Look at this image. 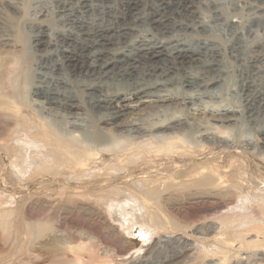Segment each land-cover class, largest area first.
I'll return each instance as SVG.
<instances>
[{
  "label": "bare ground",
  "instance_id": "bare-ground-1",
  "mask_svg": "<svg viewBox=\"0 0 264 264\" xmlns=\"http://www.w3.org/2000/svg\"><path fill=\"white\" fill-rule=\"evenodd\" d=\"M52 1L54 10L25 20L28 80L13 57L18 19L0 16V202L14 200L0 203V264L37 261L34 239L48 226L66 243L47 252L51 264H195L193 251L200 264H224L248 242L264 261V41L244 39L243 23L223 11L226 0ZM196 7L221 18L226 41L162 42L171 29L200 34ZM50 15L63 27L46 24ZM143 23L163 39L109 51ZM213 89L236 100L213 123L188 127L196 101L216 103ZM152 97L182 108L122 122L131 103ZM200 213H211L214 235L192 243L176 235L198 233ZM136 227L173 246L136 259L124 236Z\"/></svg>",
  "mask_w": 264,
  "mask_h": 264
},
{
  "label": "rangeland",
  "instance_id": "rangeland-1",
  "mask_svg": "<svg viewBox=\"0 0 264 264\" xmlns=\"http://www.w3.org/2000/svg\"><path fill=\"white\" fill-rule=\"evenodd\" d=\"M90 4L96 5V6H100V5L101 6H103V5L104 6L105 5L106 6H113L114 3H109V2L103 3V2H99V1L94 0L93 2H90ZM54 9H55L54 1H52V0H0V16L4 17V15H8V17H10L11 19H15V18L18 19V21L13 20V23H15L17 25V26L13 25V29H15V30L17 29L16 34H15V31L13 30V35H15V37L19 36V38H21V40L18 42L19 47L16 48V50H19V52L13 53V57L15 58V57L19 56L18 57L19 64L21 66H23L24 72H26L24 79L28 80V79L32 78L31 77V76H33L32 75L33 74L32 73V71H33L32 64H33V60H34V58L31 56V54L29 53V50H28V47H29V45H28V43H29L28 34L29 33H28L27 28H26L27 26L25 24V20L27 18H31V19H33L34 17H35V19L39 18L40 15L42 14V12L50 11V10L52 11ZM35 11L40 12V13L37 14ZM223 11L226 12V14H225L226 16H234L235 17L234 20H239L243 23L242 32L244 34L245 40H249L250 36H255L258 40L264 41V0H228V1L226 0L224 2V5H223ZM193 15H195V20H197L199 22L203 21L202 23H204L202 25V29L200 30V34L199 35L197 34V36H195L194 34H192V35H194V36H192L188 33H186V35L184 36L183 33L178 32L175 29H171V31H170L171 33L168 35L169 38L163 39V36H161V35L157 36L156 34H154V31L151 30V28L149 27V25L147 23H143L140 25L135 24L133 27H134L136 32L127 39L125 44L120 45V46H114V47L110 48L109 51L115 52L116 50H119V49L131 50V48L135 46V44L138 40H144L145 43H148L150 41L156 42L158 40L163 39L162 42L166 41L165 43H167V42L172 43L173 41H170L171 39H173V40L177 39L178 40L181 38H186V36H188L189 38H191V37L197 38V37L203 36L202 38L209 37L212 40H214V39L218 40V42H219V39L223 42L226 41L225 36H223V34H225V33H224L223 26L221 25L222 24L221 23L222 21H220L221 18L216 19L214 17V15L211 12H209L208 10H205L203 8L200 9L197 7L195 8ZM51 16L52 15H50L48 18H45V23L49 24L50 26L52 25V26H56L57 28H62L63 26L60 23H54L55 21ZM190 17L186 16V17L182 18L183 22L188 23L189 21H191L192 18H190ZM225 18H229V17H224V19ZM191 43L195 44V41L192 40ZM173 44L174 43H172L170 45H173ZM222 61H223L222 65L224 67H226V69L229 68V64L232 65L228 60H222ZM187 71H190V69L188 68ZM194 71L197 72L198 70H194ZM229 86L233 87L232 85H229ZM211 93H212V96L214 98V101L217 104L215 103L214 105H212V103L209 102L208 98H203L201 101H198V102L196 101L195 106L191 110L188 111V116H187V120H186V124L188 125V127L193 128V127H197L199 125L202 126V125H205L206 122L213 123L212 122V116H217L218 114L222 113L221 110L229 108V106L227 105L228 102H232V101L236 100V98H234L232 93L228 92L227 90L221 92L220 94H218V93L216 94V89H213ZM165 100L166 99H159L156 97H152V98L142 99L140 102H137V103H131L130 104L131 109L128 110L127 108H124L125 110H128V111H127V114L125 115V117L122 118V122L131 123V124L139 123V121L141 119H145V118H147L148 115H150L156 111H160L162 109L161 107H170L172 109H181L182 108V105L177 100H173V101H169V102H165ZM40 102H41V100H36L35 105L39 106ZM121 104H122V106H126L128 104V102H123ZM204 107H206V108L204 109ZM38 109H39V107H38ZM47 109H50L49 110L50 112L52 110L56 111V109L45 107L43 110V113H44V111H47ZM56 112L58 113V111H56ZM227 125H228L227 127L230 128V127H233L234 123L230 122ZM188 127L185 128V131L188 130ZM109 129H110V127H106L105 133H108ZM248 138L250 139V136L246 135V139H244V140L248 141ZM252 143H254V139H252V141L248 142V144H252ZM228 145H229L228 147L232 146V144H230V143ZM243 145H245V143L240 144L239 147H244ZM250 152L254 153L255 150L251 149ZM237 174H239V172ZM0 203H2L3 205H4V203H6L7 206L11 207V206H13L14 200L13 201L10 200L7 202L4 200H1ZM201 216L203 217V219ZM207 216H210V217L208 218ZM211 218H212L211 213H210V215L207 213H200L196 216L195 221L193 222L194 223L193 228H197L198 233L197 232L195 233V232H193V230L188 229V230H186V233L180 232L181 234H176V235L184 236L186 239H188L189 243L196 241V239L198 237L201 238L204 236H212L216 233L217 230H216V225L214 224V220H213V218L212 219ZM13 219L16 220V217L15 218L13 217ZM196 220L198 223H196ZM209 221H210V223H209ZM197 224H199V225L197 226ZM55 227L52 230L45 228V230H43L41 233H39L36 236V238L34 239L35 241H34V244L32 246V252L34 255H36L37 261H35L32 264H38V263L42 264L43 262L47 261V255L46 254L49 250H55L58 247L59 248L62 247L64 244L66 245V243H64V240L62 239V237L64 238V234L60 230H57ZM199 227L201 228V230H199L200 229ZM208 229H210V230L207 231ZM200 231H201V233H199ZM203 231L205 234L203 233ZM134 232H135L134 234H130L128 236L126 234H124V236H126V238H128V240H130L132 243H134V248L131 252H133V253L137 252L134 256L136 259L144 256L145 252L148 253L153 247H156V248L162 250V249L169 248L170 246H173L168 241L165 240L166 241L165 242L164 241L165 238L162 237L160 234H158V235L157 234H155V235L151 234L149 236V235L144 234V231H140L137 227L134 229ZM143 234H144V236H143ZM147 237H148V239H147ZM248 241H253V239L252 240L249 239ZM254 245H256V242H254V243L248 242L246 245H243L241 247V249L234 250L235 253H233V254L231 253V255H230L231 258L229 259V261H227L228 263L226 262L224 264H264V261L258 260L259 255H258L257 250L259 248L256 247L257 245L256 246H254ZM141 247H143V251L139 252L138 250L141 249ZM193 252H191V254ZM191 254H189L191 257H194V258H196V260L198 259L200 261L201 257H197L199 255V253L198 254L196 253L197 254V255L195 254L196 256L195 255L193 256V254L192 255ZM199 256H201V255H199ZM135 258L133 260H135ZM209 258L214 259V258H211L210 255H209ZM38 259H40L41 261L39 262ZM44 259H45V261H44ZM215 259H217V258L215 257ZM197 261H195V264L201 263V261H200V263H199V261L198 262ZM213 262L217 263L216 260H213ZM46 263L47 262H45V264ZM17 264H18V262H17ZM47 264H51V263L48 262Z\"/></svg>",
  "mask_w": 264,
  "mask_h": 264
}]
</instances>
